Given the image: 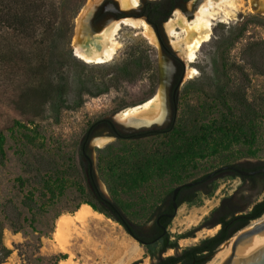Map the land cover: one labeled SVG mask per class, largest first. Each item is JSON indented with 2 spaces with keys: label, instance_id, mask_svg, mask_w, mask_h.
<instances>
[{
  "label": "rangeland",
  "instance_id": "obj_1",
  "mask_svg": "<svg viewBox=\"0 0 264 264\" xmlns=\"http://www.w3.org/2000/svg\"><path fill=\"white\" fill-rule=\"evenodd\" d=\"M79 1L67 0V7ZM233 1L234 8L225 7L228 14L221 12L212 21L210 37L198 48L195 60L190 63L193 68L190 71H187L178 50L172 46L168 34L160 32L166 48L184 63L175 117L173 119L172 107H168L167 121L154 127L163 129L172 124L170 133L110 137V142L92 149L87 145L98 188L132 221L143 222L162 197L183 182L232 162L264 161V45L261 44L264 40V0ZM81 2L70 33L61 39L75 58L70 61L69 85L64 95H58L49 79L59 73L57 67L40 66L32 70L31 73L40 78L38 90L20 94L17 98L10 96L8 86L0 81V145L4 152L3 156L0 154V221L4 227L3 243L12 250L2 264H52L54 261L48 257L53 255L57 264L63 260L68 264H111L92 257L93 242L101 239L97 234L100 229L105 231L101 235L104 241L114 239L128 246L135 242L120 223L89 205L100 217H92L83 226L77 223L76 231L69 238L68 251H64L55 238L56 220L62 215H73L84 203L82 200L93 199L84 183L79 156V145H82L89 126L99 119H110L121 108L143 104L138 103L152 94L159 95L161 110L164 111L161 87L175 75L176 69L172 57L157 41L156 35V43L153 44L140 33V29L127 26L118 31L119 46L110 61L88 64L77 58L73 51L75 27L87 0ZM243 24L245 27L241 28ZM67 26L65 23L62 28ZM229 79L236 91L245 92L249 100L256 101L255 140L246 139L244 135L247 133H237L241 135L239 141L234 140L229 145L203 147L197 142L178 159L164 157L170 155L171 149L177 146L175 144L191 136L186 131L201 135L203 123L220 120L226 115L227 108L211 101L210 96L205 99L199 88L213 94L217 85ZM195 107L203 108V113L198 120H186L188 114L193 115L191 110ZM236 112L229 118L235 120ZM140 125L143 124L137 127ZM141 130L137 128L134 131ZM107 131L111 132V129L101 124L94 129L100 136ZM179 132L182 134L177 135ZM97 138L100 137L91 140L93 145ZM108 145L114 147L98 151ZM248 149L252 154H246ZM132 152L141 157L131 155ZM159 161L173 165L151 166ZM143 163L151 166L144 179L127 181L132 176L140 178L137 172L145 169L141 167ZM178 163L182 165H176ZM237 183L238 179H219L210 193L200 194L191 203L181 205L167 228L168 235L176 237L196 227L204 213L222 194L232 192ZM263 196L264 191L260 194ZM75 206L78 208L69 212ZM55 213H60L56 219L53 218ZM13 225H21V230L15 231ZM202 235L205 233L200 230L195 236L199 240ZM38 236H41L40 242ZM186 243L180 241L177 244L183 246ZM138 248V255L126 264H149L146 248Z\"/></svg>",
  "mask_w": 264,
  "mask_h": 264
},
{
  "label": "trees",
  "instance_id": "obj_2",
  "mask_svg": "<svg viewBox=\"0 0 264 264\" xmlns=\"http://www.w3.org/2000/svg\"><path fill=\"white\" fill-rule=\"evenodd\" d=\"M81 3L80 0L78 3L72 5V7H67V0H0V81H3L6 86H8L10 96L17 98L20 94L24 95L30 91H37L40 84V78L36 74L31 73V71L36 70L40 66L44 68L57 67L59 73L51 75L49 79L53 83L55 87L54 90L58 95L61 96L66 93L69 85L68 68L70 66V61L75 58L70 52H68L67 47L62 44L61 39L66 34L70 33L72 20L75 17L78 8L81 7ZM154 6L158 8L159 2L154 3ZM65 23L68 26L63 29L62 26H64ZM244 27L245 25L243 24L241 28ZM261 44L264 45V40L261 41ZM169 53L173 56L171 51H169ZM251 53L252 56L255 55L254 51ZM175 61L180 67H182V63L179 59L175 58ZM262 72L263 71H261V73ZM199 90L205 95V99H208L210 96L211 101L225 106L228 110L225 112L226 115L220 120L203 123V127H201L202 131L200 133L201 135H198L197 132L191 133V131H186V133L191 134V136L184 137L181 143L179 142L180 140L177 139L179 142L175 144L177 146H175L174 149H171L170 155H164V157L168 156L178 159L179 157L184 156L186 151H189L192 145H197V142H199V145H203V147L204 145L205 147L206 145H229L234 140L239 141L241 135L237 133H247V135H244L246 139L252 141L255 140L256 130L254 119L255 115H257L255 100H249L245 92L241 93L236 91L234 87H232L230 79L229 81H223L221 84L217 85L213 94H209V92L202 87L199 88ZM177 102L178 94L174 97V105L176 107L175 112L177 111ZM205 105L206 102L203 104V107H205ZM262 106H264V97L262 98ZM191 111L193 115L188 114L186 120L194 121V119L198 120L199 115L203 113L204 109L201 107L200 109L195 107ZM234 111H237V116L235 120H232L229 116L232 114L234 116ZM100 124L109 128L111 127L110 120L105 118L92 123L87 129L88 132L86 131L87 134L85 133L83 137L82 145H79V156L80 170L84 183L89 192L88 195L93 198L92 200L84 199L82 200V203H87L94 210L103 213L101 205L106 199L102 191L98 188L87 145H83L84 142L86 143L90 131ZM172 128L173 125L170 124L162 132L170 133ZM178 134L181 135L182 133L179 132L177 135ZM117 136L118 138H129L136 135L118 134ZM1 141L2 139H0V142ZM113 147L114 145H108L106 148H99L98 151H106ZM248 153L252 154L250 149L246 152V154ZM0 154L2 156L4 155L1 145ZM131 155L141 157V155L133 152ZM161 156H163V154ZM142 157L147 159L150 158L148 155H142ZM238 163L239 161L232 162V165ZM172 165L173 163L171 162L163 163L159 161L151 166L161 168ZM176 165H182V163ZM151 166L149 163L141 164V167L145 169L137 172L140 178L132 176L128 178L129 180L127 181L138 182L139 180H143L147 172H149L148 168ZM259 205H264V200L257 203L256 206ZM161 207V205H156L153 212L155 209L159 210ZM77 208L78 206H75L73 209H69V212H73ZM260 212L261 210H259L257 214H260ZM59 214L60 213H55L53 218L56 219ZM105 215L110 216L116 221L118 220L112 217L109 213H105ZM17 216L19 217V214H17ZM169 220L170 219H167L166 222H164V225L167 224ZM13 227L15 228V231L21 230V225H13ZM3 229V224L0 221V264L4 263L12 252V250L3 243ZM52 231L53 228L51 229V232ZM34 232H36V230ZM158 232L160 234L162 230H158ZM228 235L229 234L222 236L218 243L213 245L200 259L198 264H203L208 260L213 255L214 248L217 244L227 238ZM40 239L41 236H38L39 242ZM174 244L176 245L175 242ZM165 246H167V244L162 245L159 248V251ZM19 255L22 257V253H19ZM40 258L42 257L40 256ZM171 258L172 257H168L166 259ZM48 259L54 261L52 264H57L54 255L48 257Z\"/></svg>",
  "mask_w": 264,
  "mask_h": 264
},
{
  "label": "flooded vegetation",
  "instance_id": "obj_3",
  "mask_svg": "<svg viewBox=\"0 0 264 264\" xmlns=\"http://www.w3.org/2000/svg\"><path fill=\"white\" fill-rule=\"evenodd\" d=\"M195 1L196 0H140L137 6L134 7L138 9V12H132L130 14L134 17H143L145 20L147 19L152 26L153 32H155L157 41L159 40L160 44L162 43V47L167 49L168 47L166 48L160 33L163 31L167 34L165 23L172 17L175 9H179L186 15L187 19H193V15L195 14L194 10L196 11L198 8L194 7ZM203 1L204 0H202V2ZM157 2H159L158 8L154 6V3ZM95 7V12L90 21L93 27L98 26L105 20H107V23H111L114 20L124 18L123 16L128 15L126 13L117 12L121 9L117 0H102L95 5ZM167 51L169 53V49H167ZM169 55L173 59L176 71L175 75L166 82V94L169 96V103L167 99V105L168 107H172L174 119L176 113L174 97L178 94L180 85L183 84L184 63L175 53H173V56L170 53ZM175 58L181 61L182 67L176 63ZM164 113L165 110L163 111V118ZM155 122L160 123L158 121ZM96 127L90 131L89 137L83 145H88L89 138L91 135L95 134L94 129ZM110 129V133L119 134L114 131L112 123ZM164 129L166 128L142 129L141 131H135L131 134L136 135L134 137H141L143 135L149 136L163 133L162 131ZM225 166H232V168H216L204 175L186 181L194 182L190 186H186V182L179 184L181 187L178 189L174 199L172 197L173 189L168 191L157 204L162 207L159 210L155 209L143 222L138 223L128 219L120 209H118L115 203L107 197H105L106 201L102 202L103 213H109L112 217L118 219L117 222L123 226L132 239L135 238L140 246L146 248L148 251V259L150 260L149 264H198L200 259L213 245L218 243L222 236L229 234L227 238L222 240V242H225L232 234L251 222L261 220L260 218L264 216V205L256 206L257 203L264 200V196L260 197V194L264 191V171H258L253 174H241L237 171L264 169V161L244 160L238 164ZM209 173H212V175L207 177ZM226 177L231 178L232 181L238 179V183L233 191L228 194H222L217 202L204 213L196 227L189 228L176 237L167 236V228L177 212L174 213L173 202L177 204L179 209L181 205L191 203L200 194L206 195L210 193L215 188L216 181ZM259 210H261V212L257 214ZM167 219L170 220L164 225ZM158 230H162V232L159 234ZM200 230H202L205 235H202L201 239L197 240L195 235ZM195 240L197 241L193 243L192 241ZM180 241H187L188 243L183 246L182 244L178 245L177 243ZM222 242L217 244L214 248V252ZM164 244H167V246L159 251V248ZM170 251L171 253H169ZM168 257L172 258L166 259Z\"/></svg>",
  "mask_w": 264,
  "mask_h": 264
},
{
  "label": "bare ground",
  "instance_id": "obj_4",
  "mask_svg": "<svg viewBox=\"0 0 264 264\" xmlns=\"http://www.w3.org/2000/svg\"><path fill=\"white\" fill-rule=\"evenodd\" d=\"M101 1L102 0H87L79 13L81 16L80 21L77 20L76 22V34L73 43L74 55L77 58L88 64H102L110 61L114 57L119 46L117 34L122 26L138 28L140 29V33L145 36L150 43H156L152 27L145 19L136 18L134 16H127L114 20L111 23L106 22L107 25L105 23L94 33V35H91L87 27V21L95 9V5ZM117 1L120 8L124 10L134 8L139 3V0ZM233 2V0H204L199 4L197 10H194L195 14L193 15V19H187L186 15H184L179 9H175L172 17L165 23V29L172 46L178 50L179 55L186 63L187 71L193 69L190 66V63L195 60L196 52L201 44L210 37L212 32V21L217 19L221 12L228 14L227 8L225 7L230 6L234 8L235 4ZM224 3L226 4L225 6ZM78 37L79 40H77ZM153 95L139 106L124 107L125 109L121 108L123 110H118L116 113L117 115H114V121L133 127H137L139 124L150 125L153 121L160 122L163 118L160 97L159 95ZM165 116L166 112L164 113L163 120L165 119ZM97 137L100 138L95 139L94 142L95 145L99 147L104 146V144L111 141L112 138L104 135ZM96 216H98L97 212L86 203L81 204L73 215L59 216L56 220L55 238L60 249L68 251L67 247L69 244V238H71V234L76 231L77 223H80L83 226L87 224L88 220ZM98 217H100V215ZM102 233L104 234L105 231L100 229V232H97V234H99L101 239L96 243L93 242L91 252L93 258L96 257L100 261L111 264H126L127 261L138 255L139 246L136 242H133L132 245L128 246L122 242L117 243L114 239L112 241H104V238L101 236ZM79 235H84V233H80ZM231 241L232 239L221 244V247L219 246V250L215 251L212 259L205 264H220V262L230 253ZM263 241L264 230L240 243L237 248H250ZM60 264H68V261L63 260Z\"/></svg>",
  "mask_w": 264,
  "mask_h": 264
},
{
  "label": "water",
  "instance_id": "obj_5",
  "mask_svg": "<svg viewBox=\"0 0 264 264\" xmlns=\"http://www.w3.org/2000/svg\"><path fill=\"white\" fill-rule=\"evenodd\" d=\"M201 1L202 0H196L195 1V4H194V7H198L199 4L201 3ZM95 9H96V7H95ZM95 9L93 10V12L91 14V17L87 21V27H88V30L91 33V35H94V33L97 30H99L105 24V22H107V20H105V21L101 22L96 27H93L91 25L90 21H91V18L93 16L94 12H95ZM117 12L128 14V15L123 16V17H126V16H133L130 13H132V12H138V9L137 8H130L128 10L120 9ZM146 21H147V19H146ZM147 23L149 24L148 21H147ZM161 89H162L163 94H164V108H165V112H166L165 119L161 123L153 122L150 125H141L139 127L127 126V125L120 124V123H117V122L114 121L113 117L117 113V111H116V112H114L110 116V119H109L111 121V123H112V126L114 128V131H116V133H119V134H131V133L135 132L134 130H136L137 128H141V129H147V127H153L154 128V127H158L161 124H163L164 122H166L167 119H168V105H167V94H166V82L162 84ZM148 98H146V99H148ZM145 100H143L142 102H140L138 104L143 103ZM103 135L104 136H108V137H112L114 139H116L118 137L116 134H111L108 131L107 132H103ZM97 136H100V134H93V135L90 136L89 141H88V147L90 149H92L93 147H97V148L99 147V146L93 145L91 143V140L93 138L97 137ZM224 168H232V166H222V167H219V169H224ZM237 171L239 173H241V174H253V173H256L258 171H264V169H259V170H255V171H242V170H237ZM210 175H212V173H209L207 175V177L210 176ZM193 183L194 182H186L185 185L186 186H190ZM180 187H181V185H177V186H175L173 188V191H172V193H173V196H172L173 199H174V197H175V195H176V193H177V191H178V189ZM173 209H174V213L178 209L177 204L174 203V202H173ZM263 230H264V219H261V220L255 221V223H253V224H248L247 226L243 227L242 229H240L236 233L232 234L225 241V242H227V241H229V240L232 239L230 253L220 262V264H264V241L261 242V243H258L256 245H254V246H252L250 248H237L240 243L244 242L245 240H247L248 238L252 237L253 235L260 233ZM133 239L137 243V245L140 246L139 242L135 238H133ZM223 243L224 242H222L221 244H223ZM214 254H215V252L213 253V255ZM213 255L208 260H206V262H208L210 259H212ZM206 262H204L203 264H205Z\"/></svg>",
  "mask_w": 264,
  "mask_h": 264
}]
</instances>
